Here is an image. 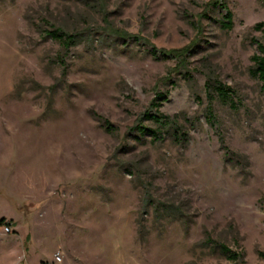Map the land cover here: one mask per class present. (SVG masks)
I'll use <instances>...</instances> for the list:
<instances>
[{
	"label": "rangeland",
	"instance_id": "1",
	"mask_svg": "<svg viewBox=\"0 0 264 264\" xmlns=\"http://www.w3.org/2000/svg\"><path fill=\"white\" fill-rule=\"evenodd\" d=\"M258 23L264 0H0V264H264ZM53 28L81 37L66 51ZM150 42L181 57L155 61ZM216 79L236 107L209 98ZM159 93L187 143L129 134L154 128Z\"/></svg>",
	"mask_w": 264,
	"mask_h": 264
},
{
	"label": "trees",
	"instance_id": "2",
	"mask_svg": "<svg viewBox=\"0 0 264 264\" xmlns=\"http://www.w3.org/2000/svg\"><path fill=\"white\" fill-rule=\"evenodd\" d=\"M223 1H217V2H211L207 5V7L212 8H218L221 10V7H223ZM221 12L224 14L223 20L221 21L222 26L226 30L232 29V22H227L226 19H230L232 17V14L228 12L225 14L224 11L221 10ZM255 29L257 31H262L264 29V23H258L255 26ZM46 37H49L53 39L54 41H57L61 44L62 48L66 51H69V49L72 46H76L78 43V38L81 37V34H68L64 32L61 28H53L48 29L45 31ZM137 42L140 40L137 39ZM258 45L259 52L254 54L251 58L253 62V67L250 69V74L254 78H256L260 84H261V91L264 93V42L256 41ZM130 44V41H123V46L128 47ZM151 48L148 50L149 55L155 60V61H168V60H176L178 61V58L181 57V51L179 49L177 50H165L160 49L157 46H155L152 42H150ZM62 63H64L62 61ZM171 76V75H170ZM174 86H177L175 83ZM207 93L210 99L213 98L220 99L224 103H231V106L234 108L236 107L234 103V90L231 87H228L224 85L223 83L216 80H209L207 83ZM163 93H159V95L153 100L151 103V110H148L144 114V118L148 121H152L154 123V128H149L144 126L142 122L136 126H132L129 129V134H134L137 132L139 134V137H136L137 141L143 142L146 137H150V141L152 143H161L164 142L167 137L172 138L174 141L178 143H187V133L183 131V129H180L179 122L174 118L167 115H164L162 112H160V107L162 106V103L160 102L161 98H163ZM167 100V99H166ZM165 100V101H166ZM209 116L208 120L211 126L214 128V130L218 133L219 139L221 142L222 147L225 149L228 155V159L230 161H235L236 163H242L241 160H239L238 156L236 155V158H233L232 155H234L229 147L226 144L224 135L220 133L217 118L213 112L212 106H209ZM177 118V116H175ZM100 121H102V126L105 128L108 132H117V128L112 125L108 120H104L101 116H99ZM236 159V160H235ZM143 200L146 204V211L149 206H151L153 203V198L150 195V193L147 191L145 192L143 196ZM155 211L157 215H160V217H170L172 220H176L177 218L183 217V213L181 212L180 207L175 206L174 204H162L155 207ZM3 221L0 222L2 224ZM219 251L222 253V255L226 256L229 260L232 261H238L239 259L243 258V255L239 252H233L230 250L229 247H227L224 244L216 243Z\"/></svg>",
	"mask_w": 264,
	"mask_h": 264
},
{
	"label": "built area",
	"instance_id": "3",
	"mask_svg": "<svg viewBox=\"0 0 264 264\" xmlns=\"http://www.w3.org/2000/svg\"><path fill=\"white\" fill-rule=\"evenodd\" d=\"M7 232H10V229L9 228H6Z\"/></svg>",
	"mask_w": 264,
	"mask_h": 264
}]
</instances>
